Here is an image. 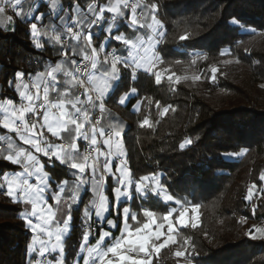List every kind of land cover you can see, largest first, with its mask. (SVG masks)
I'll use <instances>...</instances> for the list:
<instances>
[{
	"label": "trees",
	"instance_id": "obj_1",
	"mask_svg": "<svg viewBox=\"0 0 264 264\" xmlns=\"http://www.w3.org/2000/svg\"><path fill=\"white\" fill-rule=\"evenodd\" d=\"M60 1L63 13L71 12L76 2ZM78 2L85 10L94 0ZM99 2L107 4L110 0ZM142 3L159 5L158 19L165 35L160 38L157 52L163 60L151 72L138 71L135 81L131 69L121 67L108 107L126 123L123 143L132 180L155 172L174 198L187 201L185 206L200 205L196 227L179 228L177 242L155 253L152 264H180L174 253L186 249L187 258L192 252L184 245L186 239L198 253L194 264H264V239L252 240L246 235L253 227H264V194L259 192L264 187L259 180L264 172V0ZM23 7L26 12L28 3ZM41 10L47 18L48 6ZM233 18L235 24L230 22ZM29 22L14 17L6 29L0 28V102L18 101L12 76L15 71H24L26 76L42 73L59 57L58 47L44 39V49L33 46ZM181 36L189 39L181 40ZM93 37L99 42L104 32ZM107 47L127 55L122 44L110 40ZM222 50H230L231 54L221 55ZM213 66L218 69L215 80L211 79ZM157 72L161 74L159 84L155 80ZM132 87L137 93L127 105L116 103L121 93ZM144 119L150 125L140 127ZM5 132L0 127V133ZM189 138L193 144L181 150L180 143ZM242 148L247 151L241 156L227 155ZM4 166L5 162L0 161V167ZM52 168L53 187L58 180L69 178L68 169L58 163L46 170ZM17 169L10 167L9 171ZM253 184L257 186L256 194L249 202L244 197ZM116 186L108 178L106 194L110 200ZM134 195L120 207L129 206L141 224L146 219L144 209L161 217L177 206L151 193ZM89 197L86 193L72 210L70 231L63 240L65 264H74L80 253L86 227L84 209L91 211ZM20 213L21 205L0 192V264L32 263L27 246L33 233ZM113 216L114 210L108 218ZM129 221L132 227L140 226Z\"/></svg>",
	"mask_w": 264,
	"mask_h": 264
},
{
	"label": "snow or ice",
	"instance_id": "obj_2",
	"mask_svg": "<svg viewBox=\"0 0 264 264\" xmlns=\"http://www.w3.org/2000/svg\"><path fill=\"white\" fill-rule=\"evenodd\" d=\"M28 3L29 11L24 12L23 5ZM49 6V14H55L54 19L62 21L60 27L66 29L64 35L56 33V26L51 27V32L56 33L50 36L48 32L41 31L38 23L41 24L46 19L45 12L41 8ZM130 8V15L126 16L124 10ZM140 9L137 12V9ZM9 10L13 15L7 16L8 21L15 18L29 20L28 34L31 42L37 50L45 47L46 38L49 43L55 42L60 45V54L63 57L61 62L55 64L45 73H36L33 77L34 83L31 85L35 92L30 91L28 83L22 85V91H19L22 103L18 108L13 107L10 116L6 115L0 120L3 129L15 133L24 145H28L31 150L21 148L15 153L4 155L3 162L7 166L0 167V192L13 202L30 205L31 210L27 208L25 212L20 213L21 218L33 233H42L48 237V240H38L37 235H33L32 242L28 244V255L36 252L35 244L39 242L40 247L38 255L45 257V254H51L59 249V256L53 262L47 260L46 264H64V246L63 238L69 233L72 220V207L81 200V192L86 185L91 186L93 194L97 197L91 202L95 209V217L100 222H105L112 229H119L120 236L113 238L110 245H106L108 238L112 237V232L101 230L99 238L95 244H89L91 232V213L86 207L84 209L85 230L80 244V252L86 253L82 257L83 264H152L150 257L153 253H159L161 249L169 244L175 243L173 214L177 209L168 211L163 220L167 222L168 235L159 241L164 233L163 223H157V214L153 211L144 209L143 216L146 218L141 224L137 214L130 210L129 206L120 207L123 199H131L133 190L140 193H147L163 197L165 202L174 201L183 209L179 211L177 217L181 226H186L185 216L189 208L185 207L188 203L181 202L180 199L168 192V186L163 184L161 178L155 173L145 174L133 181L127 172V160L121 159L120 164L112 171V156L123 157L125 153L122 149L121 138L124 131L123 126H110L105 128L101 124V119L94 115L97 110L99 116L103 117L106 111V99L110 92L113 82L119 80L121 67L131 69V79L135 81L137 70L143 68L151 72L157 60L162 61L163 57L154 51L156 44L165 33L162 31L164 25L158 19L159 5L157 3L143 4L142 0H135L129 4V0H115V3L99 5L95 2L87 6L91 13V19L84 18L83 10H80L78 0L71 5V10L76 12L80 10V16H61L64 11L63 6L57 4V0H41L40 3H33L30 0H4L0 4V15H5ZM112 14L111 20H108L105 13ZM48 17V16H47ZM149 18L151 22H149ZM120 19L127 22L128 27L136 32L138 29H153V35L148 37L149 44L144 47V41L140 44H134L133 40L124 33L116 31L117 23ZM230 22L236 23L233 18ZM104 38L97 42L93 37V28L105 26ZM14 30V29H13ZM254 32L255 29H252ZM181 40L189 39L188 36H181ZM112 40L117 44H122L127 49V55H119L117 48H112L107 52L106 41ZM67 41H76V45H70ZM143 48V54L139 51ZM70 50V54H69ZM135 50V51H134ZM152 52L151 56L148 55ZM247 51V49H246ZM99 53H105L104 60L98 59ZM221 55H230V50H222ZM112 59L109 62L108 56ZM79 56L80 59L73 57ZM194 62V61H193ZM258 63V62H257ZM108 65V67H105ZM110 69V70H109ZM218 69L213 66L211 79L215 80V73ZM99 73V75H96ZM59 74V75H58ZM26 75L24 71H15L13 80H22ZM50 79H43V77ZM63 77V78H61ZM171 80L172 77H169ZM199 79V77H195ZM156 83L161 82V74H155ZM179 78H177V82ZM11 83V81L9 82ZM87 85V86H86ZM264 87V85H262ZM83 89V91H79ZM75 90V91H74ZM42 91V95H41ZM50 93L55 94V98H50ZM137 93V89L132 87L121 93L116 103L124 105L130 95ZM158 103V102H157ZM8 105H12L11 99L7 100ZM159 106V104H158ZM3 107V105H0ZM135 107V106H134ZM7 113L9 109L4 107ZM167 108L164 109L166 113ZM19 121V123H17ZM150 125L148 119L140 123V127ZM66 134V135H65ZM49 136L57 140L67 141L66 143L50 142ZM115 138V139H114ZM0 141H8V148L12 147L11 137L0 135ZM80 141H83L87 147L84 153L80 151ZM193 144L192 139H185L180 143L179 148L184 150L187 146ZM101 145L107 150H103ZM247 149H240L236 153L227 155L241 156ZM92 152L96 156L92 157ZM39 154V155H37ZM41 157L47 158L45 163ZM100 157H104L102 167L100 166ZM91 159V163H89ZM59 164L70 171L73 179H60L55 182L53 187V168L46 170L49 166ZM23 166L22 171L9 175L10 167ZM119 173V175H117ZM111 176L116 183L112 189L113 199L104 193L105 177ZM23 177V179H21ZM29 178H34L35 183H30ZM259 180L264 183V172L261 173ZM257 186L253 184L248 188L245 200L251 202L256 194ZM260 194H264V187L259 189ZM200 208L199 204L191 205V212L196 214ZM115 210L120 217L123 227L117 224L114 219H106V214ZM255 212V208H253ZM35 217L36 223L32 218ZM198 219L197 215L192 216V220ZM129 220L136 221L138 225L132 227ZM192 227H196L193 222ZM259 232L262 235L257 236L253 233ZM246 235L252 240L264 239V228H251ZM54 238V241H53ZM184 245L190 246L192 252L187 255L186 264H194V258L198 255L195 251V245L186 239ZM135 253V255H132ZM185 250H177L176 257H185ZM79 256V253L77 254ZM143 256L142 259L137 258ZM35 264H43L36 260ZM79 264V261L76 262Z\"/></svg>",
	"mask_w": 264,
	"mask_h": 264
},
{
	"label": "crops",
	"instance_id": "obj_3",
	"mask_svg": "<svg viewBox=\"0 0 264 264\" xmlns=\"http://www.w3.org/2000/svg\"><path fill=\"white\" fill-rule=\"evenodd\" d=\"M41 1V0H40ZM134 2V0H129V4H131V3H133ZM4 3V0H0V4H3ZM109 3H115V0H110V2ZM109 3H107V4H109ZM57 4H58V7L59 6H61V1L60 0H57ZM102 5H106V4H102ZM80 10H83V12H84V18L85 19H91V13H89L88 12V10L87 9H82L81 7H80ZM80 10H77L76 12H73L72 10H71V12H69V13H63V12H60L59 13V15H61V16H65V17H68V16H80ZM29 11V9L28 10H26V12L25 13H27ZM48 11H49V6H48ZM125 11V13H126V16H128V15H130V10L129 9H126V10H124ZM140 11V9L138 8L137 9V12H139ZM7 16H9V15H7V14H5V15H0V28H2V29H6V27L8 26V23L10 22V21H8V19H7ZM54 16H55V14H49L48 15V17L43 21V23L41 24L40 22H37L38 23V28H40V30L41 31H45V32H48L49 33V35L50 36H54L56 33H59V34H61V35H64L65 33H64V28H62V27H60V25L63 23L62 21H59V20H55L54 19ZM105 16H107V19L108 20H111V16H112V14H110V13H105ZM56 26V33H53V32H51V27L52 26ZM106 27V25L103 27V26H101V28L100 29H97V28H93L92 29V31H93V36L95 35V34H97L99 31L101 32V31H103L104 32V28ZM121 28V29H120ZM118 30H122L121 31V33H124L126 36H128L129 38H131L132 40H133V42H134V44H137V45H139L140 44V40H143V33H145V31L146 30H142V29H138L136 32H133L129 27H128V25H127V22H126V20H124V19H120L119 21H118V23H117V29H116V31H118ZM42 39H44V40H46V41H48L46 38H44V37H42ZM148 40V39H147ZM109 41L110 40H108V41H106V45L109 43ZM144 41V40H143ZM50 44H52V45H55L56 47H58V49H59V57H58V59L56 60V61H54V62H51V63H49L48 64V66L46 67V69H45V71L44 72H42V73H45L46 74V72L48 71V70H50V68L51 67H54L55 66V64L56 63H58V62H61L62 61V59H63V57L61 56V54H60V45L59 44H56L54 41L53 42H51ZM70 45H76V41H70V43H69ZM145 42H144V46H145ZM146 47V46H145ZM135 51V50H134ZM139 51L141 52V54H143V48H140L139 49ZM119 53V52H118ZM69 54H70V50H69ZM120 55V54H119ZM73 58H75V59H80V57L79 56H77V57H73ZM98 59L102 62L103 60H104V57H103V53H99L98 54ZM105 67H108V65H105ZM110 70V69H109ZM138 71H145V70H143V69H141V70H138ZM146 72V71H145ZM35 75L36 74H34V75H29V76H25L22 80H16V82H15V87H14V90H15V93H16V95H17V97H18V101L17 102H13V104L12 105H8L7 104V100L8 99H6V100H3V101H1L0 102V105H3V107H0V120H2L6 115H9L10 116V111H11V109L13 108V107H16V108H18L22 103H24V104H26V101H21V99H20V97H19V91L17 90V85H19L20 87H19V90L20 91H22V90H24L23 89V87H22V85L24 84V83H28L29 84V86H30V91L32 92V90L35 92V89L34 88H32L31 87V85L34 83V81H33V77H35ZM59 75V74H58ZM96 75H99V73H96ZM61 78H63V77H61ZM43 79H50V78H48V77H46V75H45V77H43ZM117 82H118V80L117 81H114L113 82V85H112V88H111V90H110V92L108 93V97H107V99H106V111H105V114H104V120H103V123H102V126H104L105 128H108V127H110V126H123V128H124V131L126 130V123H125V121H123L117 114H115L109 107H108V103H109V101H110V97L112 96V93H113V91H114V89H115V87H116V85H117ZM75 91V90H74ZM34 92H32V93H34ZM41 95H42V91H41ZM135 95V94H134ZM50 98H55V94L54 93H50ZM127 103H128V101L123 105V106H126L127 105ZM4 107H6V108H8L9 109V112H5L4 111ZM98 111V110H97ZM17 123H19V121H17ZM0 127L3 129V127H2V125H0ZM6 132L5 133H0V135H6V136H10L11 137V144H12V147L9 149L8 148V141H0V161H3V156L4 155H8V154H12V153H15L16 151H19L21 148H25V149H28V150H31L30 149V147L28 146V145H24L23 144V142L22 141H20L19 140V138L16 136V134L15 133H12V132H10L9 130H7V129H4ZM124 131H123V133H122V136H121V138H119L120 140H121V142H122V149H123V151H124V153H125V156H123V157H118V156H112L111 157V159H112V171L113 172H115V170H116V167L120 164V160L121 159H126V150H125V147H124V143H123V134H124ZM66 135V134H65ZM115 139V138H114ZM49 140H50V142H54V143H57V144H59V143H66L67 141H61V140H57L55 137H51V136H49ZM83 144H84V142L83 141H80V151L82 152V146H83ZM101 147H102V149L103 150H107L106 148H104V146L103 145H101ZM37 155H39V154H37ZM41 159L45 162V163H47V158H44V157H41ZM103 162H104V157H100V161H99V163H100V166L102 167V165H103ZM89 163H91V161H89ZM22 169H23V166L21 165V166H19L18 167V169L17 170H14V171H9V175L11 176V175H14L16 172H18V171H22ZM68 172H69V180L71 181L72 179H73V177L71 176V174H70V171L68 170ZM127 172H128V174H130V170H129V168H128V166H127ZM117 175H119V173H117ZM130 177H131V175H130ZM108 178H111L112 180H113V182L115 183V180L111 177V176H106L105 177V184H104V193L106 194V188H107V185H108ZM21 179H23V177L21 178ZM132 179V178H131ZM29 182L30 183H35V180H34V178H29ZM133 192H135V191H133ZM89 194V208H90V213H91V218H95V216H94V211H95V209H94V207H92V204H91V202L93 201V200H96L97 199V197L93 194V192H92V190H91V186L90 185H86L85 186V189L81 192V200H82V197L85 195V194ZM107 195V194H106ZM132 199V198H131ZM131 199H123L121 202H129ZM81 200H80V202H81ZM13 202V201H12ZM80 202L77 204V205H74L73 207H72V210H74L75 208H77L78 206H79V204H80ZM120 202V203H121ZM14 203H16V202H14ZM20 205H21V207H22V212H25V210H26V208H27V210L28 211H30L31 210V206L30 205H25V204H23V203H19ZM123 208V207H122ZM71 210V211H72ZM108 217H109V215H108ZM107 217V219H109ZM95 219H97V218H95ZM110 219H114V220H116L117 221V224L119 225V224H121V228L123 227V225H122V223H121V220H120V217H118L117 216V214H116V212H115V210H114V216L113 217H111ZM32 220H33V223H36L37 221H36V219H35V217H33L32 218ZM98 220V219H97ZM99 221V220H98ZM100 222V221H99ZM101 224H102V226L104 225V227L101 229V230H108V231H111L112 232V237L111 238H108L107 239V241H106V245H110L112 242H113V238H116V237H119L120 236V231L117 233V229H112V228H110V226L109 225H107V223L105 222V223H102V222H100ZM129 224H130V226H132V224L130 223V221H129ZM31 230V229H30ZM69 231H70V228H69ZM32 232V231H31ZM33 233V232H32ZM33 235H37L38 236V240H48V237L45 235V234H42V233H33ZM68 234H65V236H64V238H63V240L65 239V237L67 236ZM98 238H99V236H98ZM97 238V239H98ZM96 239V240H97ZM96 240L95 241H93V242H91V240H90V238H89V244L90 245H93V244H95V242H96ZM53 241H54V238H53ZM32 242V241H31ZM39 244V242H37L34 246H35V248H36V252H34V253H32L31 254V256L30 257H32L33 258V260H32V262L34 263V260H35V257H36V255H37V257H38V259L37 260H40V258H41V256H39L38 255V251H39V247L38 246H40V244ZM84 255H86V253H79V256L77 257V259H76V261H75V263L74 264H76V262L77 261H79V264H83V260H82V257L84 256ZM59 256V249H57V251L56 252H53V253H51V254H49V260H52L53 262L56 260V258ZM36 257V258H37ZM32 264V263H31ZM64 264H65V262H64Z\"/></svg>",
	"mask_w": 264,
	"mask_h": 264
},
{
	"label": "rangeland",
	"instance_id": "obj_4",
	"mask_svg": "<svg viewBox=\"0 0 264 264\" xmlns=\"http://www.w3.org/2000/svg\"><path fill=\"white\" fill-rule=\"evenodd\" d=\"M94 2L96 3V4H99V5H102L103 3H100L99 2V0H94ZM93 2V3H94ZM134 2H135V0H134ZM133 2V3H134ZM87 9V8H86ZM129 10H130V8H129ZM7 15H13V13H12V11L10 10V11H8L7 13H6ZM149 22H151V20H150V18H149ZM233 24H235V23H233ZM101 27H98L97 29H100ZM142 30H146L145 31V33H143V40H144V42L146 43L145 44V46L147 47L148 46V44H149V41L147 40L148 39V37L150 36V35H153L154 33H153V29H147V28H141ZM244 30H246V31H249V32H253L252 31V29H244ZM66 32V29H64V33ZM100 32V31H99ZM98 32V33H99ZM69 43H70V41H69ZM152 43H155L156 44V47H155V49H154V51H156L157 52V48H158V46H159V44H160V38L158 39V42H156L155 40L154 41H152ZM144 46V47H145ZM112 50H107V52L109 53V52H111ZM119 54V53H118ZM151 54H152V52L151 51H149V53H148V55L149 56H151ZM157 54H158V52H157ZM159 55V54H158ZM105 56V53H103V57ZM111 59L112 58H108V60H109V62L111 61ZM159 62V60H157L156 62H155V65L157 64ZM154 65V66H155ZM154 66H153V68H154ZM152 68V69H153ZM141 69H143V68H141ZM141 69H138V70H141ZM138 70H137V72H138ZM144 70V69H143ZM147 72V71H146ZM195 78V77H194ZM174 78H172V80H173ZM134 95H130L129 96V98H128V100L127 101H129L132 97H133ZM126 101V102H127ZM134 194H138V193H136V192H133ZM132 193V197L133 196H135L134 194ZM147 193H150V191L149 192H147ZM145 193H140L139 195H144ZM162 197V196H161ZM162 199H163V197H162ZM169 202H174V201H169ZM185 207H188L189 208V212L186 214V216H185V220H186V226L187 225H192V223L194 222L195 224H197V222H198V220H199V212H197L196 214H193L192 212H191V206H185ZM172 209H177V211H178V213H174L173 214V217H172V221H173V224H174V232L172 233V235H174L175 236V241L177 242V232H178V230H179V228H181V227H185V226H181L180 224H179V222H178V219H177V217H178V215H179V211H182L183 209H181L180 208V205H177L176 207H173V208H171L170 210H172ZM94 213H95V211H94ZM108 215L109 214H106V219H107V217H108ZM193 215H197L198 216V219H196L195 221H193L192 220V216ZM94 216H95V214H94ZM164 216V215H163ZM163 216H161V217H159V216H156V220H157V223H163L165 226H164V228H162L161 229V231L164 233V236H162L161 237V239L159 240V241H156V243H162L163 242V239H165L166 238V236L168 235V232H167V222L166 221H164L163 220ZM96 218V217H95ZM98 219V218H97ZM90 222V221H89ZM106 222V221H105ZM105 222H102V223H105ZM259 228H264V227H259ZM253 234H255V235H257V236H261L262 234L261 233H259V232H256V233H253ZM175 242V243H176ZM175 243H173V244H175ZM39 245V244H38ZM170 245H172V244H169V245H167V246H165V247H163L162 249H164V248H166V247H168V246H170ZM38 247H40V246H38ZM161 249V250H162ZM155 253H153V255H154ZM47 256V258L45 259V257ZM36 257H37V255H36ZM35 257V260H34V263L32 262V264H35V261L38 259V257L36 258ZM45 257H41L40 258V261H42L43 262V264H46V261L47 260H49V254L48 253H46L45 254ZM180 258V260H181V262H180V264H186V256L185 257H179ZM153 259V258H152ZM152 261V260H151Z\"/></svg>",
	"mask_w": 264,
	"mask_h": 264
},
{
	"label": "built area",
	"instance_id": "obj_5",
	"mask_svg": "<svg viewBox=\"0 0 264 264\" xmlns=\"http://www.w3.org/2000/svg\"><path fill=\"white\" fill-rule=\"evenodd\" d=\"M67 43H69V41H67ZM108 58H112L111 55H109ZM79 91H83V89H80ZM32 92H34V91L32 90ZM94 115L96 116V118H100L101 119V124H102L103 123V120H104V116L103 117H100L98 111ZM86 147H87V145L84 143L83 146H82V149H81L82 150V153H84ZM91 155L94 158L96 156V153L95 152H92ZM90 161H91V159H90ZM89 223L91 224V232L93 233V235L90 236V240H91V242H93L95 239L98 238V232H99L100 228L102 227V224L97 219H95V218H91V220H90ZM132 255H135V253H133ZM46 258H47V256L45 257V259ZM137 258L142 259L143 256L141 255V256H138ZM152 258H153V255L150 257V259L152 260Z\"/></svg>",
	"mask_w": 264,
	"mask_h": 264
}]
</instances>
